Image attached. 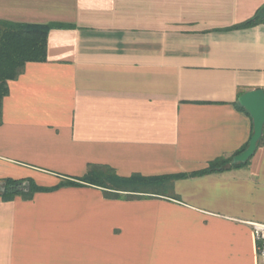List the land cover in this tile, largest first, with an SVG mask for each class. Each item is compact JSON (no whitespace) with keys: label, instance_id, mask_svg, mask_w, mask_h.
Listing matches in <instances>:
<instances>
[{"label":"crops","instance_id":"0c3cea01","mask_svg":"<svg viewBox=\"0 0 264 264\" xmlns=\"http://www.w3.org/2000/svg\"><path fill=\"white\" fill-rule=\"evenodd\" d=\"M263 7L0 0L1 20L68 25L49 31L47 60L8 81L0 184L55 187L90 165L121 177L191 174L240 150L253 121L239 92L264 89V21L234 26ZM172 187L137 199L90 184L0 196V264H260L251 223H264V141L248 163Z\"/></svg>","mask_w":264,"mask_h":264},{"label":"trees","instance_id":"16d2710c","mask_svg":"<svg viewBox=\"0 0 264 264\" xmlns=\"http://www.w3.org/2000/svg\"><path fill=\"white\" fill-rule=\"evenodd\" d=\"M262 21H264L263 18L255 16L242 24L234 26V28L252 26ZM63 27H68V25L58 22L34 24L0 19V122L2 119L3 99L9 92L8 81L16 79L23 72L27 62H41L47 60L48 33L52 28ZM241 94H243V92H239V96ZM238 107L241 110H245L239 103ZM249 141L234 154L216 158L211 161L206 168L191 174L155 177L133 175L130 177H121L110 167L90 165L84 177L77 180L63 181L55 187L39 186L30 178L4 179L0 184L4 188V191L0 192V196H2L4 200H12L16 196H21L24 199H31L37 192L52 191L65 185L80 186L85 184L101 187L104 191V195L113 199H137L144 196L167 195V193H171L173 188L172 182L175 179L222 172L241 166L243 163H233V157L241 153L248 146ZM263 141L264 134L258 146H260Z\"/></svg>","mask_w":264,"mask_h":264},{"label":"water","instance_id":"95a60500","mask_svg":"<svg viewBox=\"0 0 264 264\" xmlns=\"http://www.w3.org/2000/svg\"><path fill=\"white\" fill-rule=\"evenodd\" d=\"M258 16L264 17V7L258 12ZM238 103L252 117L253 133L248 146L239 154L233 157V163H247L255 154L258 143L263 136L264 130V89L258 88L244 92L238 97ZM4 188L0 187V192Z\"/></svg>","mask_w":264,"mask_h":264},{"label":"built area","instance_id":"2783aa9c","mask_svg":"<svg viewBox=\"0 0 264 264\" xmlns=\"http://www.w3.org/2000/svg\"><path fill=\"white\" fill-rule=\"evenodd\" d=\"M251 226L256 241V249L260 258V264H264V223L252 222Z\"/></svg>","mask_w":264,"mask_h":264}]
</instances>
